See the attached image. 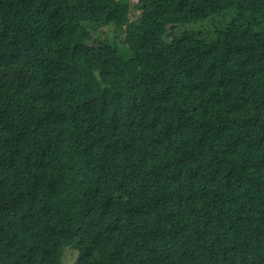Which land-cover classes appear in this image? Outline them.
Wrapping results in <instances>:
<instances>
[{"label":"trees","instance_id":"trees-1","mask_svg":"<svg viewBox=\"0 0 264 264\" xmlns=\"http://www.w3.org/2000/svg\"><path fill=\"white\" fill-rule=\"evenodd\" d=\"M137 7L0 0V264H264V0Z\"/></svg>","mask_w":264,"mask_h":264},{"label":"rangeland","instance_id":"rangeland-1","mask_svg":"<svg viewBox=\"0 0 264 264\" xmlns=\"http://www.w3.org/2000/svg\"><path fill=\"white\" fill-rule=\"evenodd\" d=\"M126 2L129 4V16L132 19H135L136 16L141 13L140 8L137 7V0H126ZM230 16L228 14H223L220 17H217L215 22L221 21V22H229ZM201 25L194 26V24H191L190 27H186L185 29L188 30V32H191L192 34H195L199 38H204V40L208 39L213 31H214V24L212 22H206L204 24L200 23ZM192 26V27H191ZM181 30V29H180ZM102 31L105 32V34L102 33ZM97 33H101L98 36L94 38V41H99V43H105L107 39L114 40L116 43L121 44V38L119 37V34L121 33L114 31L113 29H104V30H98ZM19 106L16 103H6L4 104V111L7 113L9 119L11 122L17 121L19 117ZM76 257V253L71 250H66L62 259V264H73Z\"/></svg>","mask_w":264,"mask_h":264}]
</instances>
